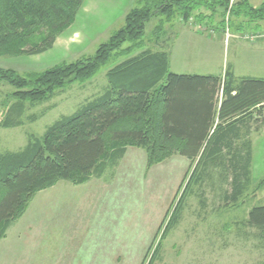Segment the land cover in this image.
<instances>
[{"label": "trees", "instance_id": "16d2710c", "mask_svg": "<svg viewBox=\"0 0 264 264\" xmlns=\"http://www.w3.org/2000/svg\"><path fill=\"white\" fill-rule=\"evenodd\" d=\"M84 1L0 0V53L32 56L51 49ZM137 2L139 6L125 14L123 25L92 56L25 76L0 69V81L16 90L0 127L22 125L27 105L45 102L67 85L91 78L119 51L134 50L153 18L169 20L176 15L184 22L194 19L203 24L219 8L224 17L229 0ZM229 13L237 30H257L264 21V0L257 7L249 0H236ZM160 22L156 28L163 29ZM125 43L129 45L123 47ZM105 78L102 94L55 120L40 137L31 135L21 149L0 153V238L36 192L59 180L81 184L101 176L129 145L146 151L149 166L173 154L194 165L163 236L180 220L193 177L198 185L207 179L203 164L209 163L217 173L218 190L217 181L207 183L224 205L236 203L251 186L252 134L264 127V78L236 77L229 69L222 76L176 74L169 70L168 53L151 49L118 62ZM238 126L245 127L243 136ZM263 184L264 177L257 187ZM246 224L264 237V205L250 210Z\"/></svg>", "mask_w": 264, "mask_h": 264}, {"label": "rangeland", "instance_id": "374dc122", "mask_svg": "<svg viewBox=\"0 0 264 264\" xmlns=\"http://www.w3.org/2000/svg\"><path fill=\"white\" fill-rule=\"evenodd\" d=\"M137 1L85 0L51 49L32 56L0 53V69L25 76L92 56L123 25L125 14L139 6ZM235 1L229 0L224 17L219 8L200 26L176 15L153 18L134 50L119 51L91 78L67 85L45 102L27 105L22 125L0 127V153L21 149L31 135L40 137L55 120L102 94L106 71L145 49L166 51L169 70L176 74L222 76L229 69L264 78V41L252 45L242 36L260 29H236L229 13ZM262 1L249 0L254 7ZM160 21L163 29L156 28ZM15 91L0 81V122ZM193 167L178 154L149 166L146 151L129 145L101 176L81 184L57 181L36 192L0 238V264H149L152 257L151 264H264V237L246 224L250 210L264 205V184L257 187L259 179L236 203L224 205L207 183L218 178L209 163L201 168L204 184H195L193 177L180 220L163 236ZM214 187L218 190L219 181Z\"/></svg>", "mask_w": 264, "mask_h": 264}, {"label": "crops", "instance_id": "0c3cea01", "mask_svg": "<svg viewBox=\"0 0 264 264\" xmlns=\"http://www.w3.org/2000/svg\"><path fill=\"white\" fill-rule=\"evenodd\" d=\"M200 26V24H198ZM260 30L264 29V21L260 22ZM256 30V29H255ZM264 39L258 40L254 43H250L252 45H256L260 42H263ZM169 56V55H168ZM236 77H241V75L233 72ZM253 77V76H250ZM239 128V126H238ZM242 132V136L244 135L245 127L239 128ZM239 145V142L237 143ZM251 174H252V184L261 180L264 177V127L258 134H252V161H251ZM262 177V178H261ZM256 182V183H257Z\"/></svg>", "mask_w": 264, "mask_h": 264}, {"label": "built area", "instance_id": "2783aa9c", "mask_svg": "<svg viewBox=\"0 0 264 264\" xmlns=\"http://www.w3.org/2000/svg\"><path fill=\"white\" fill-rule=\"evenodd\" d=\"M245 41H248L250 43H254L258 40L264 39V30H260L259 32L252 33H246L242 35Z\"/></svg>", "mask_w": 264, "mask_h": 264}]
</instances>
